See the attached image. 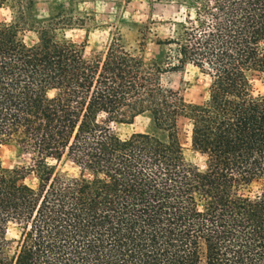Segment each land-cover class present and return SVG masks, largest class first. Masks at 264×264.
Instances as JSON below:
<instances>
[{
  "label": "trees",
  "instance_id": "trees-1",
  "mask_svg": "<svg viewBox=\"0 0 264 264\" xmlns=\"http://www.w3.org/2000/svg\"><path fill=\"white\" fill-rule=\"evenodd\" d=\"M4 5L0 146L16 143L31 162L0 163V264H264V93L252 89L264 0H187L149 60L119 38L85 57L61 34L72 19L59 4L45 18L33 0ZM189 64L209 77L200 103L160 81ZM143 114V132L110 129ZM178 117L203 169L182 156ZM62 158L74 173L56 169Z\"/></svg>",
  "mask_w": 264,
  "mask_h": 264
},
{
  "label": "rangeland",
  "instance_id": "rangeland-1",
  "mask_svg": "<svg viewBox=\"0 0 264 264\" xmlns=\"http://www.w3.org/2000/svg\"><path fill=\"white\" fill-rule=\"evenodd\" d=\"M187 0H33L38 18L48 16L53 6L61 5L71 17L70 25L61 28V34L77 44L83 45L85 57L102 56L112 39L119 42L130 51L138 53L144 60L154 58L159 47L158 39L171 35L176 23L183 21L184 3ZM0 19L11 21L13 12L8 5L0 8ZM26 43H33L36 34L33 30L22 32ZM161 84L177 92L189 103H200L207 96L209 77L200 69L186 65L176 71H166L160 76ZM253 94L264 93V73H254L252 76ZM149 118L138 115L130 123H110V129L120 137L133 132L147 130ZM176 134L185 161L204 168V156L194 151L190 145V126L187 119L178 117ZM30 154L14 142L0 146V163L3 168L29 164ZM56 169L74 173L71 164L62 158L53 162ZM25 182L34 183L32 175ZM19 228L10 224L6 233L7 238L18 237ZM14 245V244H13Z\"/></svg>",
  "mask_w": 264,
  "mask_h": 264
}]
</instances>
